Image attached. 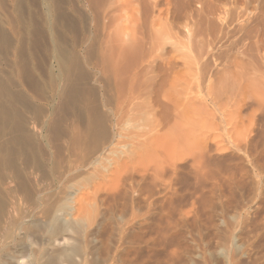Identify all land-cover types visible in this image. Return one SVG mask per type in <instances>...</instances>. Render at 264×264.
<instances>
[{
  "label": "rangeland",
  "instance_id": "rangeland-1",
  "mask_svg": "<svg viewBox=\"0 0 264 264\" xmlns=\"http://www.w3.org/2000/svg\"><path fill=\"white\" fill-rule=\"evenodd\" d=\"M53 2L73 83L42 145L56 170L0 264H264V0Z\"/></svg>",
  "mask_w": 264,
  "mask_h": 264
},
{
  "label": "bare ground",
  "instance_id": "bare-ground-1",
  "mask_svg": "<svg viewBox=\"0 0 264 264\" xmlns=\"http://www.w3.org/2000/svg\"><path fill=\"white\" fill-rule=\"evenodd\" d=\"M37 1L38 0H8L11 8L9 7L10 8L9 10H4V8H6L4 7L3 8L4 11L2 12L0 11V169H2L1 171H3V173L5 171L3 169H9L7 173L6 171L4 174L0 172V259H5L4 255H2L1 252L7 248L8 243H9L8 241L10 237H12L14 230L16 228L22 229L21 224L18 223L19 221L17 222L18 225L14 227L15 226L14 224L16 223H14L15 220H13L12 210L13 211L17 210L16 204L19 205L20 200L22 203V201L24 200L23 195L28 196V197H34L32 201L34 199L35 200L39 199L38 201H40L41 191H40L39 186H40V182L43 180L41 178L45 179L46 177L50 175L46 174L47 176H45V174H43V176L45 177H43L42 175H41L42 176L41 178L40 176L37 177L38 176L37 174L39 172L38 169L42 167L48 168L46 167L47 163L49 164L50 168L54 165L52 157L50 156L51 154L50 155L46 154L48 151L46 152V150L44 149L45 146L43 147L42 145L43 144L47 145L48 140L50 139L49 136H48L49 138L46 137V131H48L51 136L52 131L49 130V126L51 125V123L54 124L56 120L55 119L53 121L54 114H57V117L59 115L56 112L54 113L55 111L54 104L58 102L57 101L58 99L60 98L62 99L64 95H65L64 98L70 95L66 93L67 92L66 85L69 84L67 82V79H69L70 77V76L69 77L67 76V65L69 64H66V62L64 61L65 59H63V57L65 58L66 53L68 51L65 53L66 51L65 48L62 47L63 45L60 43L58 45L57 40H56L57 37L56 35L55 36L53 35L55 33L53 32V17H55L54 14H55L56 5L54 4L53 0H40L39 1L40 5L39 4L36 5ZM1 4L2 3H0V6ZM4 4H2V6ZM36 6H38V9ZM77 15H79V13ZM43 30L47 33V36L45 35L46 37H43V39L45 38V40L42 39L44 48L40 49V47H38V52L45 51L47 54L48 62H46L45 64L46 67L42 69H44L43 71L46 76L45 78H47L46 81L48 85L50 86V88L48 87L49 90H48L47 97L44 98L43 97L44 95L42 93V98L44 99L42 98L39 99V96H37L39 94L37 93H36L37 95L35 94L37 90L35 88L39 87V84H38L39 83L38 81L40 80L39 77L43 73L40 74L39 72H42V71H39V72L37 71V70H41L40 69L41 66L39 69H37L38 65L36 66V62L38 63V61H36V58H37V54L39 53H37L36 43L39 42L37 44H40L41 31ZM61 47L64 49H62ZM39 49L42 51H40ZM67 56L69 57V55ZM47 58L45 59L44 57L41 59L47 61ZM38 59L40 58L38 57ZM79 60L77 59V61ZM41 62L39 64H41ZM44 62H43V65H44ZM79 67L81 66L79 65ZM69 71L70 70L68 69V73ZM28 79L32 81L31 85L35 83L37 84L36 86L38 87H36L35 84H34V87H32L30 84H26V81ZM36 79H38V81H36ZM30 80L28 81V83L30 82ZM46 81L44 82L46 83ZM66 82L68 84H66ZM27 85L29 87L31 86L34 89L30 87L31 90L30 91L29 89L27 90L26 88ZM40 88L38 89V91L41 90ZM32 90H35V91H32ZM42 90H44L43 87H42ZM41 91H40V94H41ZM77 91L76 92L73 91V92L77 93ZM64 100H66V98ZM39 101H42V102H39ZM63 102H60L62 105L61 110H63L65 106L64 103H68V102H64V103ZM82 105L80 104V106ZM57 107H60V106H57ZM61 110L59 109L57 111L61 112ZM61 118L63 117L61 116L60 119ZM56 124H59V122H57ZM65 129L66 128H64V130ZM57 133L59 135L60 131ZM60 135H62V133ZM80 141L82 142L83 139ZM43 149L45 151L44 154L42 151ZM40 173L41 171L39 172V174ZM33 204H36V203H33ZM38 205L39 204L37 203L36 206ZM63 207L69 208L67 204L66 206L64 205ZM52 208H53L52 206L48 208L46 207V209L42 211L45 214L44 215L45 219L47 220L46 224H47V229H48L50 236L51 235L53 236L54 233L59 228L62 227L58 222H56L57 217L54 216L56 214L55 211L57 209L54 210L53 215H52V211H53ZM33 210H36V208ZM31 223L33 224L32 226L36 228L39 222H37V219L34 218L31 220ZM15 259L16 260L14 261V264H21V262L19 261V258L16 257ZM6 261L4 262L6 263Z\"/></svg>",
  "mask_w": 264,
  "mask_h": 264
}]
</instances>
